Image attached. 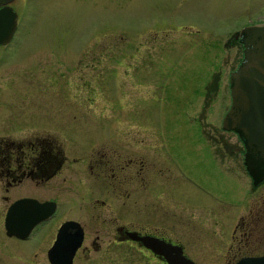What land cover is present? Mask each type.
<instances>
[{"label":"rangeland","instance_id":"obj_1","mask_svg":"<svg viewBox=\"0 0 264 264\" xmlns=\"http://www.w3.org/2000/svg\"><path fill=\"white\" fill-rule=\"evenodd\" d=\"M10 3L18 27L0 46L12 51L11 60L0 63V129L26 101L24 116L40 112L43 127L67 129L86 143L126 136L131 144L155 150L165 163L176 160L177 184L165 188L189 200L191 211L216 201L223 176L212 156L217 133L237 139L222 126L229 71L242 56L234 34L264 17V0ZM18 73L21 78L10 80ZM217 147L231 162L226 151L235 148ZM3 190L0 185V264H50L41 228L26 237L6 233L4 208L15 194L4 198ZM53 236L54 231L47 241ZM137 254L135 249L134 258L113 264H139Z\"/></svg>","mask_w":264,"mask_h":264},{"label":"flooded vegetation","instance_id":"obj_2","mask_svg":"<svg viewBox=\"0 0 264 264\" xmlns=\"http://www.w3.org/2000/svg\"><path fill=\"white\" fill-rule=\"evenodd\" d=\"M259 18L264 17L255 20ZM11 52L0 48V63L10 61ZM11 77L21 78L19 73ZM25 102L19 113L7 117L5 130L0 129L1 194L4 198L15 194L4 210L19 196L54 201L52 212L27 235L42 229L50 264L47 248L58 226L69 218L78 221L83 231L71 264H113L134 258L135 249L139 264L143 260L142 264H168L151 247L132 238V229L180 244L183 253L198 264H237L245 258L264 257V170L255 161L247 165L245 145L236 130L230 129L237 137L233 141L217 133L219 143L214 144L212 156L223 175L220 190L212 193L215 202L203 201L193 212L189 200L165 188L166 183L177 184L176 160L165 163L155 150L131 144L126 136L119 142L86 143L67 129L43 127L40 112L33 118L24 116ZM218 144L235 148L226 151L231 162L223 159L226 155L222 156ZM53 231L52 240L47 241Z\"/></svg>","mask_w":264,"mask_h":264},{"label":"water","instance_id":"obj_3","mask_svg":"<svg viewBox=\"0 0 264 264\" xmlns=\"http://www.w3.org/2000/svg\"><path fill=\"white\" fill-rule=\"evenodd\" d=\"M17 11L10 0H0V42H6L16 26ZM243 54L229 72L231 101L222 118L224 128L236 130L245 145L247 165L255 161L264 170V19L244 24L238 31ZM264 174V171L263 173ZM54 209L53 200L20 196L7 207L4 225L8 234L24 237L39 220ZM74 227L73 232L68 228ZM82 227L69 218L61 222L47 254L52 264H71L82 239ZM130 236L142 241L164 257L168 264H198L183 253L180 244L151 233L130 230ZM241 261V262H240ZM237 264H264V257H251Z\"/></svg>","mask_w":264,"mask_h":264},{"label":"trees","instance_id":"obj_4","mask_svg":"<svg viewBox=\"0 0 264 264\" xmlns=\"http://www.w3.org/2000/svg\"><path fill=\"white\" fill-rule=\"evenodd\" d=\"M236 40H239V39H236Z\"/></svg>","mask_w":264,"mask_h":264}]
</instances>
